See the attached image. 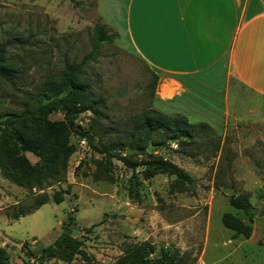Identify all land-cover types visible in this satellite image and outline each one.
Returning a JSON list of instances; mask_svg holds the SVG:
<instances>
[{"label": "rangeland", "instance_id": "374dc122", "mask_svg": "<svg viewBox=\"0 0 264 264\" xmlns=\"http://www.w3.org/2000/svg\"><path fill=\"white\" fill-rule=\"evenodd\" d=\"M76 3L77 7L69 0H0V43L7 44V59L20 73L12 83L0 82V116L30 108L45 81L93 54L94 26L108 24L110 0ZM117 35L97 49L81 76L93 95L104 99L105 119L99 128L89 114L76 119L74 129L108 143L146 110L206 124L192 132L193 146L180 149L168 141L153 153L183 170L191 183L178 184L164 174L144 180L138 173L142 166L132 171L116 159L111 161V181L94 182V162L101 155L80 144L85 137L71 134L68 143L74 152L63 182L26 191L0 175V248L8 262L33 264L67 225L89 260L77 257L70 264H113L125 249L145 241L154 247L152 258L161 248H170L193 264H264V103L230 75L221 94L204 92L182 104L161 102L157 87L152 88L153 72ZM49 120L61 121L62 116L55 113ZM26 157L31 164L38 162L32 154ZM67 188L62 202L52 201L54 192ZM237 195L247 196L256 213L234 210L229 198ZM43 196L48 202L36 211L14 221L5 215L27 210ZM225 213L250 224L251 236L233 237L221 222Z\"/></svg>", "mask_w": 264, "mask_h": 264}, {"label": "trees", "instance_id": "16d2710c", "mask_svg": "<svg viewBox=\"0 0 264 264\" xmlns=\"http://www.w3.org/2000/svg\"><path fill=\"white\" fill-rule=\"evenodd\" d=\"M69 1L77 7L76 0ZM117 38V33L105 24H96L93 54L85 56L78 64L66 66L57 77L45 81L30 108L0 116V175L5 181L26 191H41L63 182L68 161L74 152L68 140L71 134H77L85 137L91 150L101 155V159L94 162V182L111 181V161L116 159L132 171L142 166L138 173L144 180L164 174L178 184L191 183L190 177L183 170L154 157L153 153L165 147L171 140L180 149L193 146L192 132L196 128H207L206 124L193 125L182 115L168 117L155 110H146L132 120L127 131L108 143L100 139L95 141L92 134H80L74 129V121L83 113H90L93 125L99 128L101 121L105 119L104 99L96 98L90 86L81 80V76L91 57L96 55L97 49ZM6 50L7 44L0 43V82L12 83L20 73L7 59ZM157 82L158 78L153 74V89ZM55 113L62 116L61 121L49 120L50 115ZM149 146L153 149L147 152ZM128 150L134 152L128 154ZM27 153L35 156L38 162L31 164L26 157ZM138 157L144 160L138 162L135 160ZM68 194V188L54 192L52 201L59 204ZM47 202L48 198L45 196L35 198L29 209L18 208L17 211L7 212L5 215L13 221L18 220ZM229 205L245 214L250 211V203L245 195L230 197ZM71 222L72 217L68 216V223ZM221 222L226 229L233 232V237L248 239L252 234L251 225L232 214H223ZM66 226H62L60 236L51 245L40 250L39 255L34 257L33 264H46L51 260L70 264L77 257L89 262L82 250L81 241L72 238ZM153 254L154 247L145 241L125 249L113 264H193L186 255L174 249L161 248L158 256L152 258ZM31 255L29 251L26 252V256ZM0 264H12L8 262L2 248Z\"/></svg>", "mask_w": 264, "mask_h": 264}, {"label": "crops", "instance_id": "0c3cea01", "mask_svg": "<svg viewBox=\"0 0 264 264\" xmlns=\"http://www.w3.org/2000/svg\"><path fill=\"white\" fill-rule=\"evenodd\" d=\"M110 6L106 25L157 76L159 101L221 94L230 75L264 103V0H110Z\"/></svg>", "mask_w": 264, "mask_h": 264}, {"label": "water", "instance_id": "95a60500", "mask_svg": "<svg viewBox=\"0 0 264 264\" xmlns=\"http://www.w3.org/2000/svg\"><path fill=\"white\" fill-rule=\"evenodd\" d=\"M171 142H174V140H171ZM150 151H151V146H149V147L147 148V152H150ZM133 152H134V151H130V150L127 151L128 154H129V153H133ZM250 212H253L254 214L256 213L254 210H253V211L250 210ZM76 235H77L76 232L73 231L72 234H71V237H72V238H75Z\"/></svg>", "mask_w": 264, "mask_h": 264}, {"label": "built area", "instance_id": "2783aa9c", "mask_svg": "<svg viewBox=\"0 0 264 264\" xmlns=\"http://www.w3.org/2000/svg\"><path fill=\"white\" fill-rule=\"evenodd\" d=\"M89 114H90V113H88V112H87V113H83V114H81L77 119H81L83 116H86V115L88 116ZM80 144L86 146L87 143H86V141L83 139V140L80 141Z\"/></svg>", "mask_w": 264, "mask_h": 264}]
</instances>
